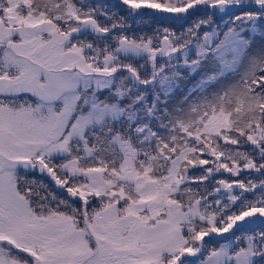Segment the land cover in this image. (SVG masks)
<instances>
[{
    "label": "snow or ice",
    "instance_id": "snow-or-ice-1",
    "mask_svg": "<svg viewBox=\"0 0 264 264\" xmlns=\"http://www.w3.org/2000/svg\"><path fill=\"white\" fill-rule=\"evenodd\" d=\"M122 3L0 0V264H264V0Z\"/></svg>",
    "mask_w": 264,
    "mask_h": 264
},
{
    "label": "trees",
    "instance_id": "trees-1",
    "mask_svg": "<svg viewBox=\"0 0 264 264\" xmlns=\"http://www.w3.org/2000/svg\"><path fill=\"white\" fill-rule=\"evenodd\" d=\"M93 6L97 7L99 11H103L110 16L107 21L100 22L101 25L106 26L108 21L112 23V25H117L115 28L109 26L110 32L107 34H97L99 44H102L108 38L110 46H112L114 42L110 37L116 38V36L121 34H129V36L135 37L148 36L152 30L154 32V29H157V27L161 25L162 21L167 18L164 17L161 19L153 16L149 21L148 19L147 21L143 20V18H146L147 16L146 9L131 13V11L128 10V6L122 3V0H97V3L93 4ZM195 78L196 76H193L190 81H193ZM219 241L220 240L214 238L209 240V244L212 242L217 244Z\"/></svg>",
    "mask_w": 264,
    "mask_h": 264
},
{
    "label": "rangeland",
    "instance_id": "rangeland-1",
    "mask_svg": "<svg viewBox=\"0 0 264 264\" xmlns=\"http://www.w3.org/2000/svg\"><path fill=\"white\" fill-rule=\"evenodd\" d=\"M92 3H93V4H96V3H97V0H92ZM128 10L131 11V13H132V12H135V11H143V9H132V8H130V7H128ZM98 11H99V10H98ZM146 11H147V12H146V13H147V16H146V18H143V20H146V21H147V19H148V21H149V20L151 19V17H153V16L162 19V18H164V17H168V16L171 15V14H162V13L156 12V11L151 10V9H146ZM109 18H110V16L107 15V14H106V17H105V16H99V15H98V17H97V19L99 20V22L107 21ZM109 26H112V23H110V22L108 21L106 27H109ZM159 27H160V26H159ZM159 27H157V29H159ZM152 34H153V30H152V32H151L149 35H152ZM121 35H122V34H121ZM121 35L116 36V38L110 37L111 40L114 41L112 46L109 45V41H108V38H107L106 41H104L102 44H100V45H101V48L103 49L105 46H107L108 48H115L116 45H117V43L119 42V38H120ZM127 35H129V34H127ZM99 36H101V35H99ZM100 41H101V40H100ZM97 43H99V40H98V39H97ZM142 74H143V73H142ZM196 79H197V77H196L193 81H190L189 84L192 83V82H194ZM223 242H224V241H222V240L219 241V243H223ZM210 244H215V242H212V243H210Z\"/></svg>",
    "mask_w": 264,
    "mask_h": 264
},
{
    "label": "flooded vegetation",
    "instance_id": "flooded-vegetation-1",
    "mask_svg": "<svg viewBox=\"0 0 264 264\" xmlns=\"http://www.w3.org/2000/svg\"><path fill=\"white\" fill-rule=\"evenodd\" d=\"M37 178L43 179L45 183H50V181L46 177L38 176ZM21 255H26V254H21Z\"/></svg>",
    "mask_w": 264,
    "mask_h": 264
}]
</instances>
